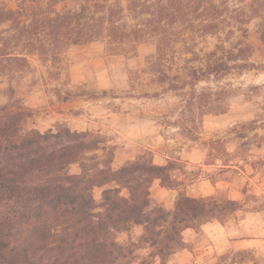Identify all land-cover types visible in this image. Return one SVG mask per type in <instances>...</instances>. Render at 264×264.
Instances as JSON below:
<instances>
[{
  "label": "rangeland",
  "instance_id": "rangeland-1",
  "mask_svg": "<svg viewBox=\"0 0 264 264\" xmlns=\"http://www.w3.org/2000/svg\"><path fill=\"white\" fill-rule=\"evenodd\" d=\"M109 1L124 7L126 27L142 22L127 10L130 0ZM251 2L198 0L186 15L174 14L163 33L148 41L120 48L105 38L57 51L56 59L33 50L30 42L37 43L35 39L29 40L10 23L2 24L0 54L11 56H0V119L21 110L28 113L25 131L68 128L99 135L105 142L95 152L98 161H110L115 170L134 162L164 167L162 180H153L150 194L155 205L166 211H174L181 196L213 197L224 203L242 197L244 202L235 211L185 229L183 246L165 264H264V192L250 190L245 177L246 164L262 167L264 162V153L258 154L259 160H250V151H264L261 19L245 25L246 33L229 24L225 30L203 31L207 20L215 21L217 11ZM80 3L0 0V9L26 5L22 19L29 22L40 9L62 12L79 8ZM244 41L252 50L237 63L228 61L231 70L216 72L195 86L187 84L193 69L214 64L219 57L226 59L223 55L236 53ZM244 63H253L257 69L235 66ZM184 148H195L193 161L183 154ZM69 169L72 174L81 173L78 163ZM220 174L235 186L236 193L231 187L214 192ZM113 187L93 190L99 207L103 192ZM141 233L142 228L134 230L136 236ZM236 239L243 241L234 243ZM151 264L160 260L154 258Z\"/></svg>",
  "mask_w": 264,
  "mask_h": 264
},
{
  "label": "trees",
  "instance_id": "trees-1",
  "mask_svg": "<svg viewBox=\"0 0 264 264\" xmlns=\"http://www.w3.org/2000/svg\"><path fill=\"white\" fill-rule=\"evenodd\" d=\"M195 1L130 0L127 10L142 21L131 28L122 24L124 7L109 0H81L79 8L62 12L40 9L29 22L22 19L26 5L0 9V25L10 23L29 40L35 39L37 43L30 42L33 50L56 59L57 51L105 38L121 48L160 36L168 20L174 14L186 15ZM255 18L261 19L264 41V0L217 11L215 21L207 20L203 31L225 30L229 24L246 33L244 26ZM251 50L242 42L236 53L223 55L226 59L193 69L187 84L227 73L232 68L228 61L237 63ZM235 66L257 69L253 63ZM27 117L20 110L0 119V264H151L154 258L165 264L183 246L185 229L237 209L238 202L232 200L181 196L175 210L166 211L150 194L153 180H162L164 167L134 162L115 170L110 161L99 163L95 154L105 138L68 128L25 131ZM76 163L80 174L70 173ZM109 184L115 187L103 192L99 207L93 190ZM136 228H142L138 236Z\"/></svg>",
  "mask_w": 264,
  "mask_h": 264
},
{
  "label": "crops",
  "instance_id": "crops-1",
  "mask_svg": "<svg viewBox=\"0 0 264 264\" xmlns=\"http://www.w3.org/2000/svg\"><path fill=\"white\" fill-rule=\"evenodd\" d=\"M195 148H191L190 150L187 149H182L183 150V154L187 156V158L190 161H193V155L195 153L196 150H194ZM251 152V159L250 160H259V155L261 153H264L263 150L257 152V151H250ZM264 160V158H263ZM254 162V161H253ZM246 169L248 170L245 177L246 179L249 181L248 184V188L256 193H263L264 191L262 189H264V162H263V166L261 167L258 164H246ZM242 174V173H240ZM219 178L217 179L216 183L213 185V189L214 192H216L217 190H224V189H228L231 187L232 191L236 193L235 191V186L232 185L231 182L227 181L226 179H224V177H222V174L218 175ZM221 176V177H220ZM239 195H241V193H239ZM187 197H190L189 195ZM190 198H194L196 199V197H190ZM199 198H205V196H201ZM230 200L232 201H236L240 204H243L244 201L242 200V197H231ZM255 213H259V212H255ZM247 220L249 221V218H247ZM247 220H243V221H247ZM250 222V221H249ZM221 228H223L222 225H220ZM243 241V239H236L234 240V243H238ZM246 241H253V240H246Z\"/></svg>",
  "mask_w": 264,
  "mask_h": 264
}]
</instances>
